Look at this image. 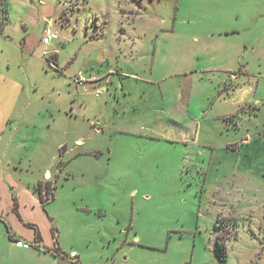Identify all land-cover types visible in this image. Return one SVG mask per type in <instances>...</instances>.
Here are the masks:
<instances>
[{"label": "rangeland", "instance_id": "1", "mask_svg": "<svg viewBox=\"0 0 264 264\" xmlns=\"http://www.w3.org/2000/svg\"><path fill=\"white\" fill-rule=\"evenodd\" d=\"M234 126L257 138L256 179L221 145ZM12 256L264 264V0H0V264Z\"/></svg>", "mask_w": 264, "mask_h": 264}, {"label": "crops", "instance_id": "2", "mask_svg": "<svg viewBox=\"0 0 264 264\" xmlns=\"http://www.w3.org/2000/svg\"><path fill=\"white\" fill-rule=\"evenodd\" d=\"M229 63H230V61H229ZM225 65L226 64H222V65L216 66L214 68L216 69V68H219V67H223V69H225L224 68ZM207 69H209V71H213L210 68H207ZM229 72L232 74L233 71H229ZM226 83L227 82L225 81L224 84H226ZM225 129H226L227 135H226V138H225L226 140L224 142H221L222 147H224L225 149L230 150V151H237L239 153L241 151H243L241 153H243L244 156H246L245 157L246 158L245 161L241 160V161H243V165H245V166H244L242 172L239 175V179H256L255 175H253V172L250 173L249 171L244 170V169H248L249 165H253L251 163V161H252L251 158H248V154L246 155L248 150L245 151V148L246 147H248V148L250 147L251 148L250 144H252V141H256L257 138L255 136H249V135H246V134H240V128L238 126H234V128H226L225 127ZM231 132L233 133V136L230 135ZM247 136H248V138H247ZM240 141L242 143H240ZM258 177H260V175H258ZM15 240H21V239L17 238V237L10 239V241H11L10 248H11V250H14V251H22L20 253L27 254L26 252H28L30 250L31 246H36V244H33V245L31 244V246H29L28 248L17 247L14 244ZM21 241L29 243L28 241H25V240H21ZM37 254H39V253H37ZM28 257L29 256H27L25 258H23V257H19L18 258L17 256L16 257L12 256L9 261L11 262V264H30V262L32 264H43L42 260L40 258H38V257H35V258H31V257L28 258Z\"/></svg>", "mask_w": 264, "mask_h": 264}, {"label": "built area", "instance_id": "3", "mask_svg": "<svg viewBox=\"0 0 264 264\" xmlns=\"http://www.w3.org/2000/svg\"><path fill=\"white\" fill-rule=\"evenodd\" d=\"M57 38V35L55 33L50 32L49 29L46 30V33L44 35V37L42 38V42L44 44H48L51 40H54ZM99 78L92 76L89 80L90 81H95L98 80ZM75 82H77L78 85H82L84 84L85 80L82 74H80L79 76H77V78L75 79ZM104 91V88H100L96 90V95L101 94ZM15 246L17 247H23V248H28L29 246H31V244L23 242L21 240H16L14 242Z\"/></svg>", "mask_w": 264, "mask_h": 264}]
</instances>
